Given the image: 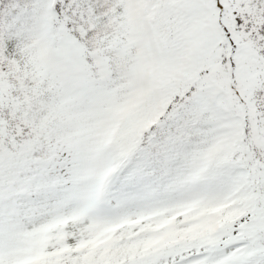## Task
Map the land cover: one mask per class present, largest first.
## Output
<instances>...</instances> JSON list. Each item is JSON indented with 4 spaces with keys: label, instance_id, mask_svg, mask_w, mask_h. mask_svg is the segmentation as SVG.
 <instances>
[{
    "label": "snow or ice",
    "instance_id": "6c2138e0",
    "mask_svg": "<svg viewBox=\"0 0 264 264\" xmlns=\"http://www.w3.org/2000/svg\"><path fill=\"white\" fill-rule=\"evenodd\" d=\"M0 264H264V0H0Z\"/></svg>",
    "mask_w": 264,
    "mask_h": 264
}]
</instances>
